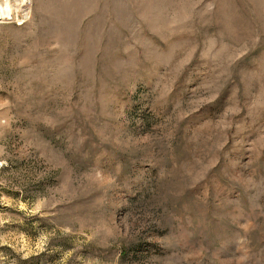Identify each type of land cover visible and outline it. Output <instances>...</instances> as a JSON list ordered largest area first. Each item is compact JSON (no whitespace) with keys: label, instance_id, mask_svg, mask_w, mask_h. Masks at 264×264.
<instances>
[{"label":"rangeland","instance_id":"1","mask_svg":"<svg viewBox=\"0 0 264 264\" xmlns=\"http://www.w3.org/2000/svg\"><path fill=\"white\" fill-rule=\"evenodd\" d=\"M6 5L0 264H264V0Z\"/></svg>","mask_w":264,"mask_h":264},{"label":"bare ground","instance_id":"2","mask_svg":"<svg viewBox=\"0 0 264 264\" xmlns=\"http://www.w3.org/2000/svg\"><path fill=\"white\" fill-rule=\"evenodd\" d=\"M19 1V3H20V0H18ZM22 3V2H21ZM22 5V4H21ZM24 5V4H23ZM13 10H15L16 12H18L19 10H21L22 12H24V16H26L27 15V13H26V8L25 7H23V8H21L20 7V4H16V6L14 7V9ZM13 14L14 13H12V10H11V8L8 6V5H6V7L5 8H3L2 6H0V18H2V17H10V16H13Z\"/></svg>","mask_w":264,"mask_h":264}]
</instances>
